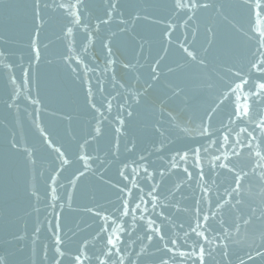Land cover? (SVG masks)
<instances>
[{"label": "water", "instance_id": "95a60500", "mask_svg": "<svg viewBox=\"0 0 264 264\" xmlns=\"http://www.w3.org/2000/svg\"><path fill=\"white\" fill-rule=\"evenodd\" d=\"M66 3L0 0V259L264 264V57L244 0H81L80 24Z\"/></svg>", "mask_w": 264, "mask_h": 264}, {"label": "snow or ice", "instance_id": "6c2138e0", "mask_svg": "<svg viewBox=\"0 0 264 264\" xmlns=\"http://www.w3.org/2000/svg\"><path fill=\"white\" fill-rule=\"evenodd\" d=\"M40 0H36V4L39 5ZM81 4V0H67L66 4H57L58 8H64L66 10V15L69 17H72V20L70 21V23L73 24H80L81 20H80V12L78 10V6ZM192 8H203V7H207L206 4L203 3V0H176V7L178 9H188L189 7ZM244 6H246L248 8L249 11V18H250V29L249 31L254 33L255 35L253 36L254 39L257 40L259 47L257 48L256 52L253 53V56H258V57H264V52H261L260 49L264 48V29L260 28L259 25L256 23L257 20H264V0H244ZM73 9H77V11H73ZM110 9L112 11L116 10V5L113 3L110 5ZM184 15H187V11L184 12ZM252 17H255V19H252ZM235 27V26H233ZM72 32L71 28H68L67 34H70ZM181 48L183 49V52L186 54V57L191 58L192 60H196V56L194 55V53L190 50H188L187 48H184L183 45H181ZM37 58H39V53L37 52ZM163 59V58H161ZM160 61H157V64H159ZM202 62V61H201ZM255 70L259 73H261V79L264 80V59H255L254 61L251 62V67H250V71ZM152 74L153 76H155V69L152 70ZM237 77H239V73L236 74ZM240 83L237 84L235 87L230 88V95L229 96H225V100H228L231 98V96L236 95L237 92H242L244 87L248 85V80L244 79L243 77H240ZM89 94H91V90L89 91ZM254 95L256 96H261L264 97V83H260L259 85V92L255 93ZM245 100L248 99L247 96L244 97ZM110 105V102H109ZM93 108H95V110L97 112H100L99 108H96V105L93 104L92 105ZM101 107H103V105H101ZM109 110H110V106H109ZM248 107L242 106L240 108L235 109L234 111V115L239 116V118L243 119V117L248 115ZM103 115V114H102ZM132 113L129 112L128 116H131ZM121 125H123V120L120 121ZM261 126H264V120H261L260 122ZM97 134H99L100 130L97 129ZM117 131L119 132V129H117ZM243 131H247L246 129ZM202 135H205L206 132L202 131L201 132ZM225 140H230V137L225 136L224 137ZM49 146L51 147L54 144V141H48ZM217 143V151H219V141L216 142ZM236 143H240V142H236ZM229 147H231V143L228 145ZM13 148L16 147L15 144L12 145ZM207 148H204L203 151H207ZM25 151H27V149H25ZM53 151L56 152L58 154V157H64L65 156V152L61 151L60 147H54ZM189 151L192 152L193 156H197L199 155L201 149L196 148V149H190ZM233 154L235 155L236 153L233 152ZM177 155L180 157L181 160H186L188 157V152L183 153V155H180V153H177ZM257 155L259 156V153H257ZM81 160H85L84 163V168L88 169L89 165L87 163V158L86 157H80ZM217 161L221 160V157H216ZM261 159H264V157H261ZM69 163L68 159H62L61 160V164L62 165H67ZM198 163V161L193 162V166H195V164ZM217 167L219 168H226L227 165L223 164V163H219L217 164ZM185 171H187V169H185ZM81 175H83L84 173L81 172ZM143 202V201H142ZM140 209V205L137 204L135 208H133L131 211L134 213L137 210ZM129 211L127 208H125L124 211V215H128ZM205 220L208 219V217L204 218ZM116 225V221L113 220L112 221V225H110L109 227H111L112 230V235H110L108 237L107 240V244L110 245L111 247L109 248V258H111V256L113 255H119L121 249L117 248V242L119 241V236L115 235L117 231H122L123 229L120 228L119 226H113ZM199 227V225L197 226ZM38 230V229H37ZM105 231H107L108 229L105 228ZM193 233H195L197 236H201L202 233L197 232V230L194 228ZM161 239H163V237H161ZM171 243L175 244L176 241H172ZM196 249L193 250V253L190 254L189 258H192V255L196 254ZM199 252V256L202 257L203 253H204V249L203 248H199L198 250ZM76 260L78 262V264H83V262L80 259V256L76 257ZM0 264H4V260L0 259ZM101 264H103V262H101ZM200 264H202V260L200 261Z\"/></svg>", "mask_w": 264, "mask_h": 264}]
</instances>
